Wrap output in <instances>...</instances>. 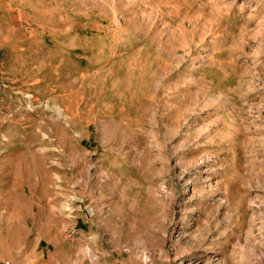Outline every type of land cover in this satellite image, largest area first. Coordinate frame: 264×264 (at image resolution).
Returning <instances> with one entry per match:
<instances>
[{"label":"rangeland","instance_id":"1","mask_svg":"<svg viewBox=\"0 0 264 264\" xmlns=\"http://www.w3.org/2000/svg\"><path fill=\"white\" fill-rule=\"evenodd\" d=\"M0 264H264V0H0Z\"/></svg>","mask_w":264,"mask_h":264},{"label":"crops","instance_id":"2","mask_svg":"<svg viewBox=\"0 0 264 264\" xmlns=\"http://www.w3.org/2000/svg\"><path fill=\"white\" fill-rule=\"evenodd\" d=\"M20 230L22 231V229H20ZM36 242H38V241H36V239H35L34 243L32 242L33 244H31V243L29 244V243H26V242H24L23 244H29V245L32 246V249H37V245H38V244H37ZM37 261H38V260H37Z\"/></svg>","mask_w":264,"mask_h":264}]
</instances>
